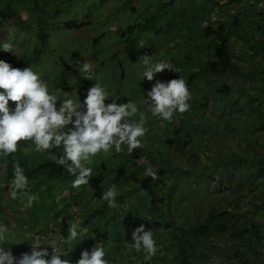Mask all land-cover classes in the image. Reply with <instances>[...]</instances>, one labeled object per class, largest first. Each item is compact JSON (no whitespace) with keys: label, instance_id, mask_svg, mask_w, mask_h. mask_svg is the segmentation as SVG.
Listing matches in <instances>:
<instances>
[{"label":"trees","instance_id":"obj_1","mask_svg":"<svg viewBox=\"0 0 264 264\" xmlns=\"http://www.w3.org/2000/svg\"><path fill=\"white\" fill-rule=\"evenodd\" d=\"M209 1L211 3L213 0ZM254 1L262 3V0ZM13 2L14 0H0V16L9 17L10 21L17 19L18 16L16 9L12 7ZM247 2L248 0H228V4H235L236 8L230 19L222 23L221 27L223 28L217 26L215 29L210 24L206 26L205 37H214V40L213 44L209 43L207 56L201 64L203 66L202 76H192L186 82L193 101L192 99L189 101L190 110L182 114L185 125L180 124L182 116L179 113L174 115L172 122H167L164 126L146 119L147 132L154 136H149L147 142L142 138L143 146L132 154L127 152L126 145L122 146L121 153L115 154L114 151L113 154H102V159L108 157L109 165H104L99 174L98 171H93L89 183L79 188L80 192L71 186L74 177L55 161V157L62 154H58L59 149H56L54 154L39 153L34 150L35 145L20 142L18 151L13 154V157L0 156V224L7 225L10 229L7 240L2 245L6 251L10 247L16 257L24 253H31V250L25 247L24 240L15 241L14 238L19 235L17 228L22 224L28 225L27 227L32 233L40 231L39 224H41L40 227H44L46 222L44 220V223L37 222L36 212H39L43 205L42 202L47 199V196L53 198L55 194H60L63 197L61 201L64 204L62 203L61 206L57 205L55 199H52L51 202L49 199V203L46 205L48 209L45 208L40 212L41 216L47 215L48 218L51 217L52 223L55 221L54 223L59 225L62 213L73 208L71 207L72 203L78 204L77 198L84 196L83 198L88 204L89 201H92L91 198L88 201V197L82 194L88 186L90 187L89 194L100 198L104 191L106 192L113 185L118 191H134V189L136 190L134 192L140 191L146 199V208L159 211L161 217L152 218L149 221H145L146 218L144 221L141 218L137 219V226L143 224L153 233L161 228L179 229L178 223L174 225V220L168 221L162 216L164 211L169 215H172L173 212L171 199L174 194L170 190L167 191L168 183L174 182L180 174H192L195 175L192 180L194 184L208 183L212 179L211 187L219 188L218 190L221 192L223 180L217 181L215 171L224 169V172L228 171L229 188L232 187V191L239 190L241 192L243 183H239L231 173L229 175L231 168L234 171L247 169L246 177L251 181L247 194L256 196L257 201L247 203L249 206L247 212L243 211L244 207L237 203V200H240L245 193L239 198L229 200L232 202L233 210L228 209V202L221 199H214L211 203L205 204L207 211L201 214L203 219H199L197 225L188 223L189 227H183L180 229V233L174 234L172 238V242L177 248L179 264H195L191 258L193 253H197L201 257L205 254L213 255L214 250L206 251L204 248L205 241L213 237L225 239L232 249L226 255H232L235 260L242 259L241 264L250 263L246 256L249 258L250 255L257 257L264 255L261 249L264 242V15L258 11L255 13L257 17L261 18L256 22L255 28L252 27L254 19H245L244 21L239 19L238 15L243 12V16L249 17L245 13L248 11V6L253 5ZM196 3L202 5L200 0H197ZM202 8L204 12L209 9L208 5H202L197 12L202 13ZM87 24H73L68 27L81 28ZM16 25L18 26L17 23L13 26ZM236 30H239L238 34L235 32ZM238 36L242 39H246L247 36L248 39L258 44L249 47L247 42L240 43ZM46 46L45 32L41 30L37 35L35 47L9 64L22 68L23 64L28 65L39 58ZM238 53L240 58H238ZM177 56H184L183 50L178 51ZM63 65L65 66L63 75L69 71L75 77L78 75V70L71 65L66 62ZM172 78L164 79V82L170 81ZM57 80H59L62 89L71 88V85L63 77H59ZM194 82L195 88H192ZM241 99L246 100L249 107L253 106L252 108L256 109H254L255 113L251 123H245L240 120V116L234 115L236 114L235 104L238 105ZM242 107L243 105L238 109ZM190 112L192 116H186ZM244 112L247 115L248 111L244 109ZM222 131L224 133L220 135ZM140 156L146 157L151 162V166L158 172V179L153 180L151 177L145 176L146 165L138 163ZM15 161L24 168L29 179L31 193L38 195L39 198L40 194L43 196L33 203L34 206L31 209L24 207L23 199L25 198L12 200L10 197L9 181L13 179ZM197 164L199 167L191 169L190 165L196 166ZM123 198L120 197L119 201L116 200L118 203L123 202ZM177 198H181L182 201L189 200L186 195L182 194H178ZM118 203L116 202V205ZM140 204L143 205V201ZM96 206L95 210L100 211L102 207ZM102 206L106 208L107 202ZM87 210L88 207L85 208V211ZM94 214V211L87 214L86 217L89 220L85 225L94 218ZM25 215L29 216L30 223L24 221ZM242 218L244 224L240 225ZM14 220H17L18 223ZM34 224L36 226H32ZM130 224L131 222L127 223V226ZM63 234L67 236L65 229ZM108 235V232L98 233L94 240L97 243H102V240H106ZM122 240L120 244L128 239L122 238ZM127 244L125 242V245ZM210 247H212L211 243L207 245L208 249ZM118 252L122 251H119L116 246L111 251V256H119ZM143 253L144 251L141 250L133 254L143 258ZM157 258V256L151 257L150 264H173L174 261H177V259L172 261L173 259L165 260L161 257L163 261L158 262ZM229 261L232 263L233 259ZM118 263L125 264L121 261ZM126 264L136 263L130 260Z\"/></svg>","mask_w":264,"mask_h":264},{"label":"rangeland","instance_id":"obj_2","mask_svg":"<svg viewBox=\"0 0 264 264\" xmlns=\"http://www.w3.org/2000/svg\"><path fill=\"white\" fill-rule=\"evenodd\" d=\"M196 1L14 0L12 7L18 13L17 19L10 21L9 17L3 18L0 16V46L6 41L12 42L14 45L13 53H5L2 51V47H0V60L11 63L20 56L30 52L36 44L38 33L44 30L47 46L43 49L41 56L28 65L23 64V67L19 69L23 70L24 68L31 67L33 71L38 72L42 80L48 84L50 92L57 95L58 100L63 98L80 99L81 103H83L89 88L98 80L108 93L106 103H112L113 100L117 103H126L128 100H131L137 104L140 112L144 114L146 119H150L160 126L163 124L164 126L167 122L152 116L143 104L144 97L147 99V92L151 90L157 80L164 82V79L172 78V75V79L182 77L186 82L192 76L201 75L203 70L201 62L207 56L206 50L209 49L214 40V37H205V29L208 24H211L209 23L210 21L204 27H201V23H207L206 21L210 20L206 19L208 17L218 19L217 15L223 14L224 19L229 20L231 15H233L231 8H229L231 6L226 4L227 2L224 4V0H216L211 3L209 0H200L203 6L208 5L209 7L206 12L202 8V13L197 12L202 5H199ZM261 2L259 4L254 0H248L247 3L253 6L249 5L248 11L245 14L251 18L243 16L244 12L238 15V18L242 19V21L254 19L252 27L255 28L257 26L256 22L261 19L255 13L258 11V13L264 15V0ZM222 4L224 5V9H222ZM215 22L216 20L212 24L215 25ZM15 23L18 24V26H14L16 31L10 35L9 28L13 27ZM81 23L88 24L81 28L68 27V25H79ZM236 32L238 34L239 30H236ZM192 39H194L193 42L191 41ZM141 40L144 43L143 49L137 45L138 41ZM238 41L240 43L247 42L246 44L249 47L258 44L248 39L247 36L246 39L238 36ZM181 50H183L184 56L178 57V51ZM145 53L149 56L156 55L153 58V62L164 60L170 63L174 70H165L163 73L157 74L151 82L146 79L143 81L140 76L143 68L135 63H138L139 58L145 55ZM240 57L238 53V58ZM84 61L91 63L93 66L95 72L93 80L85 79L84 74L81 72ZM65 62L78 70L76 77L70 71V73H64V77L63 71L65 66L63 64ZM180 63H182L181 66H179ZM12 67L17 68L13 65ZM59 77H63L71 85V88L62 89L59 80H57ZM193 87L195 88V82L193 83ZM65 93H67V97L64 96ZM191 99L193 101V98ZM245 101L241 99L238 105L235 104L234 110L236 114L234 115L240 116V120L245 123H251L250 121L256 109L252 108L253 106L249 107L248 102ZM9 103L10 106L15 107L13 102L10 101ZM241 105L243 107L238 109ZM244 109L248 111L247 115ZM188 115L191 117V112L186 114V116ZM181 116L182 119L179 122L183 126L185 125L183 121L184 115L181 114ZM187 119L190 120L191 118ZM69 127L72 126L69 125ZM223 133L224 131L220 135H223ZM149 136H154V134L151 135L150 132H147L143 137L145 142H147V139L149 140ZM28 145L34 144L29 142ZM125 148L127 149V147ZM55 151L56 149L50 150V153L54 154ZM58 151V154L62 153V150L59 149ZM114 151L113 148L109 154H113ZM102 154L107 155L100 153L97 157L92 158V162L88 165L93 168V171H98V174L104 165H109L110 163L108 157L101 158ZM115 154L117 153L115 152ZM190 166L191 169L192 167H199L198 164ZM227 173L228 171L224 172V169L215 171L217 181L223 180L221 192L218 190L219 188L211 187L212 179L208 183L194 184L192 180L195 175L193 176L192 174H180L179 178L175 180L176 182L170 181L168 183L167 191L170 190L174 194V197L171 199L173 212L172 215H169L168 212L164 211V215L162 216L168 221L174 220V225L178 223L177 227L179 229L170 230L161 228L154 233V239L158 247V252L155 256L158 257V262L163 261L161 259L163 257L165 260L173 259L172 261H174L177 259L173 264H179L176 254L177 248L173 244L172 238L174 234L180 233V229L183 227H189L188 223L198 224V220L202 218L201 214L207 211L205 204L211 203L214 199H221L226 203L228 202V209L233 210L231 208L232 202H229V200L239 198L245 193L240 200H237V203L241 204L244 207L243 211L247 212L249 209L247 203L249 201H257L256 196L247 194L251 182L246 177V174H248L247 169H239V171L229 169V175L231 173V175L237 178L239 183H243L241 192L239 190L232 191V187L229 188ZM178 194L186 195L189 200L185 199L182 201L181 198H177ZM55 196L56 194L53 198L47 196V199L42 202L41 209L39 212H36L38 215L36 217L37 222L41 221L44 223L47 220V215L41 216L40 212L47 208L46 205L52 199H55ZM42 197L40 194V198ZM49 199L50 201L48 202ZM26 203L25 198L23 199L24 207ZM62 203L64 204V202L60 201L59 206ZM126 204L128 203L126 202ZM33 206L25 208L31 209ZM130 208L125 209V213L127 215V223L131 222L132 226L122 225L124 233L121 232L122 222H118V227H112L111 232H108L109 238L102 240L103 242L100 245L105 247L106 259H109L112 264H119L118 261L126 264L130 260L136 264H150V258L147 257V253H143V258L134 256L136 250L133 247L132 232L137 228L136 216L140 215L137 219L141 218L142 221L145 218V221H149L152 218L161 217L160 212L153 209L148 210L141 205L140 208L138 207L134 211L136 215H133L130 214L132 212ZM139 209L141 213L137 215ZM24 221L30 223L28 215H25ZM242 224H244L243 218L240 222V225ZM21 226L17 228L20 231V236L21 234L26 235L27 232ZM40 226L41 224H39ZM87 234H84L80 240L72 243V245L78 243L81 246L73 247L64 259H69L71 263L76 264L82 251L88 250L90 252L97 245L93 244L91 247L86 245L85 239H89L88 236L91 233L88 236ZM122 238L128 239L125 241L128 243L127 245H125V242L120 244L123 241ZM210 243L212 247L208 249L207 245ZM116 246L119 251L124 253L118 252L119 256H111V251ZM204 248L206 251L214 250L215 252L213 255L209 256L205 254L203 257L197 253H193L191 258L195 264H241L242 259L235 260L232 255H226L232 249L231 246H228V242L225 239L209 238L205 241ZM261 249L264 252V242ZM231 259H233L232 263L229 261ZM246 259L250 260L249 264H264V255L259 257L250 255L249 258L246 256Z\"/></svg>","mask_w":264,"mask_h":264},{"label":"clouds","instance_id":"obj_3","mask_svg":"<svg viewBox=\"0 0 264 264\" xmlns=\"http://www.w3.org/2000/svg\"><path fill=\"white\" fill-rule=\"evenodd\" d=\"M15 31L14 26L9 28L10 35ZM137 45L141 49L144 48L142 40L138 41ZM0 47L5 53H13L14 45L10 41L4 42ZM154 56L156 55L149 56L145 53L139 58V62L135 63L143 68L140 73L143 81L146 79L151 82L157 74L165 70H174L172 65L164 60L153 62ZM81 72L87 80H93L95 76L92 64L87 61L82 63ZM107 95L106 88L97 80L89 88L83 103L80 99L58 100L57 95L50 92L48 84L42 80L40 74L31 67L21 70L0 60V156L13 157L22 141L23 144L24 142L34 144V150L39 153L60 149L62 154L55 157V161L74 177L71 186L80 192L79 188L87 185L93 174V168L88 166L92 158L100 153L108 154L113 148L116 153H121L123 145H126L127 152L132 154L143 146L142 138L148 131L145 127L146 117L136 103L131 100L126 103H117L115 100L106 103ZM64 96L67 97V93ZM191 98L185 79L178 77L167 82L157 80L147 92V99L144 97L143 104L152 116L172 122L176 113L183 114L190 110ZM10 101L14 103V108L10 106ZM138 163L146 165L145 176L153 180L158 179L157 170L146 157L140 156ZM9 185L11 199L26 198L25 207H31L39 199L38 195L31 193L25 170L16 161L13 179L9 181ZM89 189L88 186L82 194L89 195ZM117 195L116 187L113 185L103 193L102 199L109 207L114 208L116 202L118 203ZM62 198L60 194L55 196L57 205H60ZM69 210L75 211V208ZM48 220H51V217L47 216L44 227L38 226L40 228L38 233L30 232L28 225L22 224V229L27 233L20 236L19 231V236H15L14 240H24L25 247L31 250V253H24L19 257L13 255L10 247L6 251L2 246L10 229L7 225L0 224V264H73L64 258L73 248L72 243L80 240L87 232V228L81 227L79 219H76L68 221V230L65 229L67 236L63 234V226H56L62 230L51 234L50 230L47 232L45 229L53 225L52 221L48 223ZM132 242L136 252L143 250L148 258L158 252L153 231L146 229L143 224L133 230ZM76 264L112 262L106 259L105 247L97 244L90 252L82 251Z\"/></svg>","mask_w":264,"mask_h":264},{"label":"crops","instance_id":"obj_4","mask_svg":"<svg viewBox=\"0 0 264 264\" xmlns=\"http://www.w3.org/2000/svg\"><path fill=\"white\" fill-rule=\"evenodd\" d=\"M167 1V0H165ZM205 1V0H204ZM213 1H216V0H213ZM224 4H228V0H224ZM230 5V4H228ZM224 9V5L222 4L221 5ZM231 7V12L234 11V9L236 8L235 4H232L230 5ZM211 12H212V9H211ZM216 14H220V13H216ZM232 14V13H231ZM219 18L218 19H211V17H208V19L210 20H207L206 22L207 23H201V27H204L209 23H211L210 25L212 27H214L215 29H217L216 27L219 26L221 27L227 19H224V15L223 14H220V15H217ZM215 25L212 24L213 21H215ZM200 27V28H201ZM235 30V29H234ZM233 30V31H234ZM236 32V31H235ZM234 32V33H235ZM192 41V40H191ZM193 42V41H192ZM208 50L207 49V53H208ZM206 57V56H205ZM205 59L202 60L201 64L204 62ZM179 64V63H178ZM182 63H180L179 66H181ZM107 184V183H106ZM115 186V185H114ZM116 187V186H115ZM117 190V189H116ZM118 191V190H117ZM134 191H136L134 189ZM134 191H131V190H126V191H118V195H117V198L118 201H119V198L120 197H124L122 200L123 202H119L116 207H109V205L105 207H102L100 211H97L95 210L97 208V204L98 206L99 205H102L103 203H105L106 201H104L102 198L100 197H95L94 195H92L91 193L88 195V194H85V196L88 197V201L89 199L91 198L92 201L90 202L89 201V204L88 202L81 196L79 198H77V201H78V204H75V203H72L71 204V207H73L72 209L75 208V211L74 210H69V211H65L62 213V216L60 217L61 220L60 221H63L61 224H56V223H52V224H49L51 226V228H45L46 231L48 232L49 230L51 231V234H55L54 231H60L62 230L60 227H56V225L58 226H63V230L64 229H67L68 230V221H74L76 219H79L80 221V224H81V227H85L87 228V236L90 234L89 239H85V242H86V245H88V247H91L93 244H98L100 245L101 243H97L94 238L97 237L98 233H105V232H111L112 230V227L116 226L118 227V222H122L121 224V232H124V227L123 226H126L127 225V221H126V218L124 216H127L126 213H125V209H129L130 206V211H132L130 214H133V215H136L134 211H136V208H140L142 204L141 201H143V207H146L145 206V198L143 196V194L140 192V191H137V192H134ZM105 192V191H104ZM103 195V194H102ZM122 195V196H121ZM94 196V197H93ZM126 202L128 204H126ZM88 207V210L85 211V208ZM94 211V218L91 219L90 222H88L87 225H85L86 221L89 220L87 216L88 213H91ZM129 211V212H130ZM139 211V212H138ZM137 211V215H139L141 213L140 209ZM128 212V211H127ZM139 217V216H136V218ZM52 220H48V223H50ZM136 223H138V221H136ZM123 225V226H122ZM130 226H132V223L130 224ZM139 227V226H137ZM85 233V234H86ZM48 235H50L48 233ZM109 238V235L108 237ZM77 246H81L79 245L78 243L76 245H73V247H77Z\"/></svg>","mask_w":264,"mask_h":264}]
</instances>
